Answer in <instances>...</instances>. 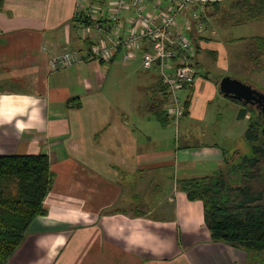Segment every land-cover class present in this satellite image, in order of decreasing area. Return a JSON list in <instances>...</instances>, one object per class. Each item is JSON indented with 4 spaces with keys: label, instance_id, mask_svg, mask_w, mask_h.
Returning a JSON list of instances; mask_svg holds the SVG:
<instances>
[{
    "label": "crops",
    "instance_id": "obj_1",
    "mask_svg": "<svg viewBox=\"0 0 264 264\" xmlns=\"http://www.w3.org/2000/svg\"><path fill=\"white\" fill-rule=\"evenodd\" d=\"M96 1L5 0L0 9V154L45 152L55 172L47 213L5 264H246V250L213 240L203 202L176 185L222 164L224 145L190 140L207 133L216 78L197 76L178 134L151 110L158 73L134 110L105 84L72 21ZM217 43L204 39L201 50ZM74 48L82 60L53 66ZM226 98L236 110L231 132L242 138L248 114L240 118L241 105Z\"/></svg>",
    "mask_w": 264,
    "mask_h": 264
},
{
    "label": "trees",
    "instance_id": "obj_2",
    "mask_svg": "<svg viewBox=\"0 0 264 264\" xmlns=\"http://www.w3.org/2000/svg\"><path fill=\"white\" fill-rule=\"evenodd\" d=\"M221 2L217 0L205 5L203 20L206 27L208 16H215L219 10L225 11ZM102 3L96 1L86 9L91 10L95 6L102 8ZM3 4L4 0H0V9ZM230 6L235 9L232 14H238L235 19L238 22L258 19L264 15V0H233ZM212 7L214 11L211 13L209 9ZM88 14L81 8L72 21L82 28L90 20ZM191 34L199 53L201 42L206 36L194 31ZM254 38L258 50L264 51V36ZM82 39L89 46L94 42L90 37L82 36ZM121 49L119 46L116 54L108 61L121 55ZM100 61L104 62V59ZM200 62L197 57L196 65H201ZM193 87H189L190 94L183 97V116L189 111ZM151 91L152 113L162 124L173 120L166 110L167 92L162 79H157ZM225 96L241 105L240 118L251 113L244 137L240 139L248 147L244 152L241 147L235 148L230 152V160L224 151V165L211 173L178 177L176 185L190 199L203 202L205 223L213 240L245 249L248 255L246 264H264V115L257 107L245 103L241 98ZM54 180L55 172L45 152L0 154V264H5L15 252L35 217L47 213L45 198Z\"/></svg>",
    "mask_w": 264,
    "mask_h": 264
},
{
    "label": "built area",
    "instance_id": "obj_3",
    "mask_svg": "<svg viewBox=\"0 0 264 264\" xmlns=\"http://www.w3.org/2000/svg\"><path fill=\"white\" fill-rule=\"evenodd\" d=\"M214 1L111 0L106 13L100 6L91 9L90 20L82 27L83 37L92 31L98 35L89 47L91 56L108 61L121 46L124 61L140 58L145 68L158 70L166 85V110L176 123L177 134L185 110L182 91L194 85L200 72L191 33L204 35L205 5ZM79 60L80 55L72 49L62 52L53 66Z\"/></svg>",
    "mask_w": 264,
    "mask_h": 264
},
{
    "label": "rangeland",
    "instance_id": "obj_4",
    "mask_svg": "<svg viewBox=\"0 0 264 264\" xmlns=\"http://www.w3.org/2000/svg\"><path fill=\"white\" fill-rule=\"evenodd\" d=\"M107 1L106 6H108L110 0ZM232 1L233 0H222L221 7H224L223 11H225L222 12L219 10L215 16H208V25L204 35L206 36V40L210 39L211 41L218 42V55L220 53L221 57L218 61L213 60L216 58V47L210 48V52L208 50V52L201 50L202 52L200 55L198 53V59H200L202 65L197 76H205V73L207 72L211 78L214 76V78H216L218 91L219 81L224 75H231L243 81H248L264 91V51L258 50L257 44L254 40L255 36H264V15L258 19L238 22L235 20L238 18V14H232L235 10L230 6ZM82 9H85V12H90L86 7H83ZM213 11V7L209 9V12L212 13ZM212 31H214V33H212ZM81 32L83 34V28ZM87 37H90L91 39L96 37L95 40H97L98 35L92 31ZM68 50L71 51L72 49H65L63 52ZM73 50H76L79 54L77 48H74ZM211 52L213 53L211 54ZM84 56L80 55L81 60ZM88 56L93 57L90 52H88ZM101 65L102 71L105 73V84L107 86L114 85L113 92L118 93L119 97H123V99H133L134 110L137 109L136 102L138 98L146 100L145 89L148 82H151L155 77L154 75L157 73L160 79L158 70L155 68L148 70V68H145L142 65L140 58L131 62H126L122 59V55H119L114 60L101 62ZM186 89L189 88L183 89L182 95ZM150 94H153L151 89ZM183 97L185 96L183 95ZM211 100L209 110L210 116L208 117V121H206L208 123L207 133L204 135L194 134L191 136L190 140L192 143L217 141L225 146L227 152L226 158L230 160V152L237 147H241V151L244 152L248 145L246 142L240 140L241 137L236 135L237 128L235 133L233 131V133L231 132V124L236 112L234 106H230L231 104L229 100L225 96H222L220 91ZM235 105L240 107V104L238 103ZM252 106L256 107L255 105ZM247 114L248 117H250L251 113L248 112ZM242 123L246 124L247 119L243 120ZM172 127L173 129L175 128L173 124ZM224 164L225 161H222L221 166Z\"/></svg>",
    "mask_w": 264,
    "mask_h": 264
},
{
    "label": "water",
    "instance_id": "obj_5",
    "mask_svg": "<svg viewBox=\"0 0 264 264\" xmlns=\"http://www.w3.org/2000/svg\"><path fill=\"white\" fill-rule=\"evenodd\" d=\"M219 91L223 95L236 96L245 103L255 105L264 115V91L252 83L231 75H224L219 81Z\"/></svg>",
    "mask_w": 264,
    "mask_h": 264
}]
</instances>
